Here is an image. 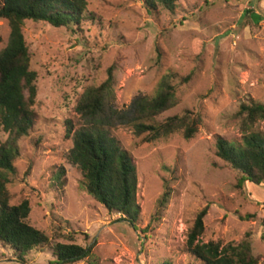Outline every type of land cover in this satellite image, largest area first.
I'll return each mask as SVG.
<instances>
[{
	"label": "rangeland",
	"instance_id": "obj_1",
	"mask_svg": "<svg viewBox=\"0 0 264 264\" xmlns=\"http://www.w3.org/2000/svg\"><path fill=\"white\" fill-rule=\"evenodd\" d=\"M86 4L101 26L85 22L74 32L26 21L22 28L37 75L35 117L30 134L18 142L7 190L11 205L28 202L26 221L50 246L31 250L23 262L0 246V264H52L55 243L90 247L74 264H201L185 243L205 206L198 243L247 239L257 264H264V180L239 187V175L215 157L217 139L240 141L239 106L264 105V0H175L172 12L158 8L152 16L141 0ZM8 34L0 20V51ZM109 69L112 95L97 119L110 121L109 137L135 167L133 226L89 197L80 172L66 159L72 142L63 124L86 126L75 106L85 89L106 80ZM168 73L175 77V105L158 121L190 111L202 122L190 140L174 133L142 143L128 124V110L136 97L154 96ZM252 130L264 133V120ZM6 138L0 133V142ZM247 215L253 218L243 220Z\"/></svg>",
	"mask_w": 264,
	"mask_h": 264
},
{
	"label": "trees",
	"instance_id": "obj_2",
	"mask_svg": "<svg viewBox=\"0 0 264 264\" xmlns=\"http://www.w3.org/2000/svg\"><path fill=\"white\" fill-rule=\"evenodd\" d=\"M141 2L146 13L152 16L158 8L172 12L175 0ZM86 5V0H0V20H5L9 29L7 43L0 51V133L7 134L0 142V246L10 250L18 262H23L31 250L50 246V239L27 223L28 202L23 200L11 205L7 190L16 173L18 142L30 134L35 117L37 75L29 66L22 28L26 21L74 32L85 22L101 26V19L88 11ZM111 71L108 70L106 80L99 86L85 89L75 106V113L84 118L86 126L75 129L70 120L64 122L65 133L72 142L66 159L80 172L83 191L109 214H119L133 226L138 217L135 167L127 153L109 137L110 121L97 119L112 95ZM190 76L182 78L181 82L187 83ZM174 80V75L168 73L162 77L154 96H138L132 101L128 124L136 137H142V143L149 144L174 133L190 140L196 134L202 120L190 111L162 121L157 119L175 105ZM237 116L242 123L240 141L231 143L217 139L215 157L239 175V187L243 183L259 185L264 180V133L253 131L252 127L264 120V105L241 104ZM61 174L58 172L54 179L59 180ZM207 211L208 206L202 208L187 230L188 255L201 264H257L247 239L227 244L218 240L198 243ZM252 218L247 215L243 220ZM51 251L52 264H74L89 255L90 247L55 243Z\"/></svg>",
	"mask_w": 264,
	"mask_h": 264
}]
</instances>
